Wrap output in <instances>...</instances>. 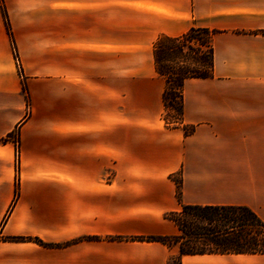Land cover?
<instances>
[{"label":"crops","instance_id":"1","mask_svg":"<svg viewBox=\"0 0 264 264\" xmlns=\"http://www.w3.org/2000/svg\"><path fill=\"white\" fill-rule=\"evenodd\" d=\"M3 2L0 264H169L179 246L124 237L180 234L166 214L182 204L264 221V0ZM192 27L216 31L214 75L185 81L173 126L155 45ZM180 257L264 264V253Z\"/></svg>","mask_w":264,"mask_h":264},{"label":"trees","instance_id":"2","mask_svg":"<svg viewBox=\"0 0 264 264\" xmlns=\"http://www.w3.org/2000/svg\"><path fill=\"white\" fill-rule=\"evenodd\" d=\"M1 7L5 16L7 31L12 37L11 25L3 0ZM216 31L202 27H192L182 35L161 37L155 45L158 71L167 80L163 98L166 109L178 111L180 117L173 126L181 125L184 99L183 87L189 78H209L214 75V47L212 36ZM204 35V38L201 36ZM164 60L170 62L164 65ZM174 84L175 87H170ZM194 127L186 128L188 135ZM177 198L181 200V180L177 179ZM188 209H198L203 213L192 221L179 220L181 211H172L166 218L174 221L179 227L178 235H137L126 236L125 239L141 241H158L167 245L178 244L180 255L204 253H264V221L251 209L244 206H199L182 204L183 212ZM200 222V223H199ZM200 224V226H199ZM214 225L212 238H205L218 246L216 249H197L193 247L192 235L206 234L200 230L205 225ZM11 240H21V237H10ZM187 242H185V241ZM176 256L169 264H182L181 257Z\"/></svg>","mask_w":264,"mask_h":264},{"label":"rangeland","instance_id":"3","mask_svg":"<svg viewBox=\"0 0 264 264\" xmlns=\"http://www.w3.org/2000/svg\"><path fill=\"white\" fill-rule=\"evenodd\" d=\"M201 36L204 38V35H201ZM169 64H170V62L168 60H164V65L167 66ZM170 87H175V86H174V84H170ZM164 117L173 123L177 118L180 117V114L178 111L166 109ZM13 136H14V133L12 134V137ZM18 139H19V137H18ZM179 211H181V213L177 218L181 221L184 220V222L185 221L189 222V221H192V219H197L198 215L203 213L201 210H198V209H188L187 212L185 213V212H183V210L181 208ZM199 226H200V224H199ZM205 226H206V229L204 228L203 230H200V231H201V233H206V234L192 235L193 239H191V240L193 243V247L197 248V249H216V248H218V246L212 244L211 241L205 239V238H212L210 235L211 231H209L207 229H214L215 226L214 225H208V224ZM185 242H187V241H185ZM172 245L178 246V244H174V243Z\"/></svg>","mask_w":264,"mask_h":264},{"label":"built area","instance_id":"4","mask_svg":"<svg viewBox=\"0 0 264 264\" xmlns=\"http://www.w3.org/2000/svg\"><path fill=\"white\" fill-rule=\"evenodd\" d=\"M15 56H16V60H17V64H19L20 66V59L17 56V53L15 51ZM13 140L15 141L16 147H17V168H18V164H19V156H20V148H19V139H18V135L16 133H14V136L12 137Z\"/></svg>","mask_w":264,"mask_h":264}]
</instances>
